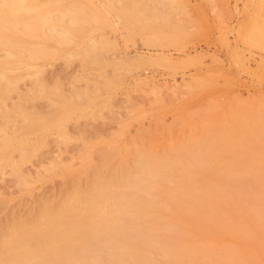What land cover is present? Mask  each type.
Returning <instances> with one entry per match:
<instances>
[{
  "label": "rangeland",
  "instance_id": "rangeland-1",
  "mask_svg": "<svg viewBox=\"0 0 264 264\" xmlns=\"http://www.w3.org/2000/svg\"><path fill=\"white\" fill-rule=\"evenodd\" d=\"M30 1L42 4L34 12L49 10L52 17L38 19L32 11L24 19L22 10L13 11L19 19L3 33L10 46L0 45V72L15 75L43 66L47 88H58L61 96L82 102L83 109L34 93L36 77L26 73L9 93L0 92V136L23 124L26 108L57 111L68 133L64 138L54 128L30 153L14 150L16 166L0 157V235L16 220L31 219L40 202H57L74 187L85 186L97 165H109V172L125 154L135 159L144 145L162 150L198 134L215 103L254 105L264 98V33L256 43L248 31L264 24V0H166L175 4L171 10L172 4L150 0L151 7L145 0L147 17L159 7L169 9H161L168 16L157 20L160 24L146 18L140 22L136 15L122 24L118 5L105 11L109 0ZM75 4L98 7L105 19L88 18L73 26L67 13L66 20L57 21L63 7L66 11ZM136 5L141 9V3ZM88 10L87 15L93 13ZM54 23L73 30L70 43L47 35ZM94 39L107 42L95 51L101 64L79 54ZM40 50L46 51L44 57L30 58L31 51ZM13 51L22 54L14 57Z\"/></svg>",
  "mask_w": 264,
  "mask_h": 264
},
{
  "label": "bare ground",
  "instance_id": "bare-ground-1",
  "mask_svg": "<svg viewBox=\"0 0 264 264\" xmlns=\"http://www.w3.org/2000/svg\"><path fill=\"white\" fill-rule=\"evenodd\" d=\"M144 2L109 0L105 11L118 5L122 24L131 15L140 22L146 18L159 23L175 5L161 0L164 6L172 5L167 10L155 5L157 12L147 17ZM135 3H141V9ZM41 5L30 0H0V45L10 46L3 33L19 19L13 11L22 10L20 17L25 19ZM79 5L66 11L63 7L57 21L66 20L67 13L71 14L67 22L73 26L87 23L88 18L105 19L98 7ZM76 6L80 8L73 9ZM88 8L93 10L91 16ZM35 13L38 19L52 17L49 10ZM255 24L259 26L248 31L255 35L251 40L259 43L256 36L264 33V24ZM46 33L64 44L71 42L73 30L54 23ZM106 43L94 39L79 54L101 64L95 51ZM260 45L264 47V42ZM44 54V50L31 51L29 56L37 60ZM43 71V66H36L15 75L0 72V92L9 93L26 73L36 77L34 93L55 97L65 105L82 103L61 96L58 88H47ZM21 111L23 124L0 136V157L15 166L18 161L13 151L30 153L44 143L49 130L56 128L68 137L57 111ZM108 168L105 163L97 165L85 186L74 187L57 202H40L31 219H18L7 226L0 235V264H264V98L254 105L239 100L215 103L202 118L198 134L168 143L162 150L144 145L135 159L125 154L119 166L105 172Z\"/></svg>",
  "mask_w": 264,
  "mask_h": 264
}]
</instances>
